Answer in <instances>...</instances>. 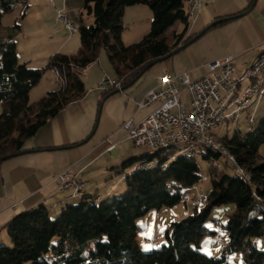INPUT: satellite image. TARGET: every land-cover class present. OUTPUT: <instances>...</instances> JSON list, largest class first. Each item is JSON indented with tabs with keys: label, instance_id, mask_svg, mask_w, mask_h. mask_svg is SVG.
I'll return each instance as SVG.
<instances>
[{
	"label": "trees",
	"instance_id": "trees-1",
	"mask_svg": "<svg viewBox=\"0 0 264 264\" xmlns=\"http://www.w3.org/2000/svg\"><path fill=\"white\" fill-rule=\"evenodd\" d=\"M137 4L151 8V28L141 40L126 44L122 38L125 9ZM19 5L27 9L28 0H0V28L3 15ZM85 7L93 14L94 23L79 26V52L55 53L43 68H31L27 62L18 60L14 39V33L20 30L18 23L3 32L0 40V157L25 150L27 139L36 136L48 121L86 95L80 70L95 62L101 49L106 51L124 87L150 62L169 55L196 35H189L185 0H85ZM178 21L184 23L185 28L181 33L174 31L171 42L169 30ZM259 55L258 58L264 56V49ZM47 69L57 72L63 84L40 100L31 101L30 92ZM115 90L117 88L104 89V97ZM218 141L233 156L230 162L237 172L235 169V175L223 173L220 178H212V187L203 200L204 207L172 222L166 233L167 241L160 248L141 249L137 219L151 210L178 204L187 194L183 193L184 187L195 188L202 179L194 158L196 154L175 157V151H156L122 163L124 170L135 161L138 164L156 161L153 167H135L125 176L127 192L121 197L114 194L99 199L87 194L85 188L80 196L71 190L79 200L61 207V214L56 217H51L45 204L18 213L6 226L12 245L0 244V264L27 261L34 264H230L229 259L236 252H242L246 264H264V249L253 243L254 237L264 235V158L259 153L264 143V116L249 131ZM208 150L205 158L222 154L219 150ZM219 168L222 169L220 165ZM227 203L236 205L226 224L229 240L221 257L207 255L200 250L201 243L207 234L214 232L208 231L206 222L213 207ZM55 236L59 237V242L52 244ZM92 239H98L96 247L87 251V243ZM152 239L146 242L153 245ZM159 245L160 242L153 246Z\"/></svg>",
	"mask_w": 264,
	"mask_h": 264
},
{
	"label": "rangeland",
	"instance_id": "rangeland-1",
	"mask_svg": "<svg viewBox=\"0 0 264 264\" xmlns=\"http://www.w3.org/2000/svg\"><path fill=\"white\" fill-rule=\"evenodd\" d=\"M228 1L233 0H207L203 2V12L220 9L225 6V3ZM206 2L208 3L205 4ZM257 3L258 10H264V0H257ZM58 4L57 0H54V3L51 0H28L27 9H24L23 5H19L14 10L3 15L2 27L0 28V40H2L3 32L6 31L7 28L16 23L20 25V30L14 33V39L18 46V54L21 63L27 62V65L31 68H43L47 64L50 57L55 54H52V52H56L55 50H57L58 46H60L63 42L64 46H66H63L64 49L62 51L59 50L56 53L73 55L79 52L81 48L79 26L81 24H93L94 16L85 7V0H69L68 7L63 9V12L58 11L56 7ZM202 10L203 8H201L200 13ZM59 12H61L63 16H66L70 22L78 28L74 34H72L71 30L66 28L63 22L57 21ZM254 16L255 14L252 11L242 17L232 20L229 24L230 26H227V28L218 27L211 29L185 49L177 52L165 60L155 63L145 72L144 75H142V79L155 77L157 73H160L161 67L165 64L170 65L173 60L176 61V63L183 65L184 59L187 58L188 55L192 57V61H206V66L207 63L214 61L209 59L210 55L225 48L231 50L245 48L235 52L236 60L240 58L242 59L243 57H246L245 60H249L255 56L254 60H252V63H254L252 65H248L249 67L247 68L251 69L260 56H258V54L261 53L260 49L264 48V44L254 45L260 40L258 39L259 37H261V39L264 38V27L261 30L256 29L255 31L254 24L256 22L253 19ZM184 28V23L178 21L174 25L173 29L177 33H181ZM174 31H172L170 35L171 42ZM228 33H233L237 37H231V41H234L232 44H230L231 41L229 42L228 40H224V37H226ZM235 64L237 68L239 67V71L244 72L246 70V68L244 69L241 67V64L238 61L235 62ZM263 70L259 72L257 80L248 78L245 82H243L244 88L249 87L253 81H264ZM80 74L87 89L86 95L82 99L72 103L70 106L68 105L53 121L51 120L52 122H50L48 126H46L47 128H45V134H55L57 139H66L69 137L74 138V136H81L84 134L85 130H87L88 125L91 124L89 133L82 140L84 141L92 133L97 119L98 110L102 107L99 124L90 139L78 146H72L73 148L69 150L71 153H75L76 155L85 149H90L91 152L94 151L96 149L95 146L100 141L101 135L106 127H109L110 123L120 119L124 115V108L120 106L123 101L121 98L120 100H117L118 95L123 91L116 92L107 98L103 95L105 87L101 85L102 81L106 78L118 80L117 73L104 49H101L98 54V58L94 63L80 70ZM56 78V72H53L50 69L45 70L41 81L33 87L30 92L31 101H38L47 95L49 91L57 89L60 85L56 84ZM129 89L130 88H127L125 91ZM1 112L2 105L0 104V114ZM248 113L254 114L253 117L255 118V123L252 127H256L264 116V93L256 101V103L254 102L252 104L250 109L248 108L241 113L238 123H234L230 119L221 122L214 131L217 138L219 140H224L225 138L232 139L237 132L245 133L249 131L252 127L249 124V118L247 116ZM117 136L118 135L115 137ZM82 141H80V143ZM26 145L27 141L24 146ZM102 149L103 148L101 147L100 149L95 150L91 157L96 156L100 151H102ZM150 152L151 150L149 147H138L135 145L133 140L126 139L120 142L117 149L114 150L113 153L106 154L104 159L96 162L95 166L98 168L103 164H109V161H106L109 158H111L110 162L115 159L116 163L109 167V173L105 174L104 172L99 171H89L90 174H88V177L91 178L89 179L90 181L92 180L91 194L94 196L101 193L105 194L110 185L122 182V186L123 188L125 187V189L116 193L114 196H123L127 192L125 176L135 169L138 161L128 165L124 170H122L121 164L133 157H140ZM175 152V157L177 154H181L178 151ZM208 152L209 150L207 148H199L195 153L196 155L194 158L200 167V176L202 178L206 177V180L200 179L196 183L195 188H183V193H187L190 196V200L182 199L174 206H163L160 209L151 210L144 216L137 219V225L139 226L137 238L142 250L150 251L160 248L167 241L166 233L170 229L172 222L179 221L189 214H194L195 211L201 210L204 207L205 203L197 204L195 199L199 196L197 195L198 192L202 194V190L205 196L208 195L212 187V178H220L223 173L235 175V169L231 163L232 161L229 160L227 156L220 154L218 157L211 156L210 158H205L204 155ZM259 153L264 158V143L260 145ZM29 155L30 154L26 153L3 161L4 163L7 161L9 164L14 163L15 159L27 162ZM219 165L222 169L219 168ZM57 175L54 178L56 182ZM89 180L87 179V181ZM95 181H100L101 185L94 187ZM106 186H108V188L104 189ZM103 198H105V196ZM13 207H16V205H13ZM235 209L236 205L234 203H227L212 208L206 222V227L208 231L214 232V234H207L203 238L200 247V250L203 253L213 255L215 257L222 256L224 245L229 240L226 224L230 214H232ZM49 210L51 217H56L61 214V210L55 212L54 207L52 206L49 207ZM154 237L160 242L159 246H153L146 242V239L153 238L152 240H154ZM97 241L98 239L90 240L86 246L87 251L94 250ZM58 242L59 237L55 236L52 239V244H57ZM253 243L259 249H264V235L254 237ZM0 244L7 246L12 245L8 238L7 229L0 231ZM229 260L230 264H246L243 259L242 252L234 253L231 255ZM23 264H34V262L27 261Z\"/></svg>",
	"mask_w": 264,
	"mask_h": 264
},
{
	"label": "crops",
	"instance_id": "crops-1",
	"mask_svg": "<svg viewBox=\"0 0 264 264\" xmlns=\"http://www.w3.org/2000/svg\"><path fill=\"white\" fill-rule=\"evenodd\" d=\"M51 1H53L54 3V0ZM201 1L203 3L207 0H201ZM233 1L226 2L225 6H223L220 9L210 10L207 12L206 11L203 12L204 11V5H203L202 6L203 10L201 11L200 15L197 16L192 26L190 25L189 35L191 34L197 35L200 31H202L203 29H205L206 27L211 25V23H213L218 19H221L223 17H229L246 11L252 5L254 0H233ZM57 2L59 3L58 4L59 6L58 5L56 6L58 11L63 12L64 11L63 9L68 7L69 0H57ZM207 3L208 2H206L205 4ZM257 4L258 3L256 1L254 8L250 11V12L253 11V13L255 14V16L253 17V19L256 22L254 24L255 31L256 29L261 30L264 27V12H263L264 10H258ZM236 18L239 17L222 21V23L219 22L221 23L219 25H216L217 23L212 25L200 37H202L205 33H207L213 28H218V27L227 28V26H230L229 25L230 22L232 20H235ZM152 20H153V12L149 6L145 4L127 6L124 13L125 28L122 34L123 41L126 44H131L141 40L149 32L151 28ZM173 28L174 26L170 28L169 30L170 33L174 31ZM231 37L237 38L235 34L228 33L227 36L224 37V40H228L230 42ZM258 39L260 40L254 44L255 46L264 44V38L261 39V37H259ZM232 42L234 41H231L230 44H232ZM63 46H64V42L60 46H58L57 50L55 51L56 52H58L59 50L62 51L66 45L64 47ZM242 49L245 48H240L235 50L225 48L210 55L209 59L217 60L228 55H234L235 62L238 61L241 64L242 68L247 69L249 67L248 65H252L254 63V62L252 63V60H254L255 56L249 60H245L246 57L236 60L235 52L240 51ZM263 49L264 48H261L260 50L262 51ZM56 52H52V54ZM17 54H18V46H17ZM191 58L192 57L188 55V57L184 59L183 65L176 63V61L173 60V62L170 65L165 64L163 67H161L160 73L159 74L157 73L155 77L149 79L148 78L142 79L143 76H141L134 83L131 82L124 86L126 87L125 89L127 88L130 89L127 91H125L124 89L123 92L119 94L117 97V100H120L121 98V100L123 101L122 105L120 106L124 108V113H123L124 115L120 119L110 123L109 127H106V129L101 135L100 141L95 146L96 147L95 150L100 149L101 147L103 149L96 156L91 157V155L95 152V150L91 152L90 149H85L84 151H81L78 155H76L75 153H71V151H69L71 148L74 147L73 145L78 146L80 141H82L84 137L89 133L91 129V124L88 125L87 130H85L84 134L78 137L74 136V138L69 137L66 139L65 138L57 139L55 134L54 135H50L49 133L45 134L46 132L45 128H47L46 126H48V124L57 117L56 116L55 118L52 119V121L51 120L48 121V123L42 128V130L36 136L27 139L26 140L27 145L24 146L25 149L27 148L31 150L33 149H44V150L27 152L28 154H30L27 159V162H23L20 159L18 160L15 159V162L13 161L14 163L11 164L7 163V161H5V163L4 161H2L0 166L1 169L0 231L5 230L8 222L21 211H25L27 209L36 207L40 204H45L48 207L50 206L54 207V211L57 212L61 209V207H63L67 203H72V202L74 203L77 201V199L79 200L80 197L73 196L71 190L61 191L58 188V183L55 181L54 178L58 173L64 170H69L75 173L77 177L84 179L87 183L85 187V192L87 194H91L92 180L91 181L89 180L91 179L88 177L89 176L88 174H90L89 171L90 172L99 171L107 174L109 173L108 172L109 167H111V165L113 166L116 163L115 159L111 160L112 162H110L111 158H109L108 160H106L107 162L109 161L108 162L109 164L106 165L103 164L98 168L97 166H95L96 162H98L101 159H104L105 155L108 154V152H105V149L110 144V142L116 140L119 137L120 133L122 132L121 127L123 122L129 119H133L134 121H139L144 116H146L153 107V106H148V107L140 108L137 104V100L141 99L145 95L148 89L157 87L160 84L161 78L165 72L178 73V72L188 71L192 78H197L206 72L207 70L205 66L206 61L201 62V60H199L195 62L192 61ZM18 60L20 61L19 54H18ZM263 75H264V70H263ZM182 99L187 105H189L190 95L188 92L186 91L183 92ZM248 115L254 116V114L251 113H248ZM254 123H255V119H254ZM116 135L118 136L115 137ZM124 140L126 139L123 138L119 140L114 150H116L118 144ZM58 147H65V148H58ZM87 179L89 181H87ZM99 185H101L100 181H95L94 187H98ZM106 188H108V186L104 187V189ZM124 189L125 187L123 188L122 182L115 183L109 186L105 194L101 193L97 196L99 199H102L104 196L105 197L112 196L116 193H119L120 191H123ZM13 205H16V207H13Z\"/></svg>",
	"mask_w": 264,
	"mask_h": 264
},
{
	"label": "built area",
	"instance_id": "built-area-1",
	"mask_svg": "<svg viewBox=\"0 0 264 264\" xmlns=\"http://www.w3.org/2000/svg\"><path fill=\"white\" fill-rule=\"evenodd\" d=\"M189 2L194 11L195 22L203 3L201 0H189ZM57 21L63 22L72 34L78 29L61 12L58 14ZM260 62L264 60H259L257 68H260ZM206 68V72L197 78H192L188 71L165 72L160 84L148 89L145 95L137 100L140 108L153 106L150 112L139 121L133 119L124 121L120 136L110 142L105 152L112 153L118 141L123 138L133 140L138 147H151L161 142L195 137H203L216 144L214 138L211 137V128L213 124H220V118H224V114H221V107L224 103H238L245 100L242 98L244 88L242 76L247 75V69L244 72L238 71L234 55L209 62ZM56 84H63L59 75ZM101 85L105 87L104 89H122V85L114 83L109 78L104 79ZM230 86H237V99L234 102H225V95L228 94ZM184 91L190 95L189 105L182 99ZM256 91L257 86L250 90V94ZM254 119L252 117L250 123ZM144 165H151V163L136 165V168ZM235 169L237 172V168ZM56 180L61 191L62 188H72L74 195L84 191L86 185L84 179L77 177L69 170L58 174ZM202 180H206V177ZM195 200L196 203H203V200H206L203 190L202 195Z\"/></svg>",
	"mask_w": 264,
	"mask_h": 264
},
{
	"label": "bare ground",
	"instance_id": "bare-ground-1",
	"mask_svg": "<svg viewBox=\"0 0 264 264\" xmlns=\"http://www.w3.org/2000/svg\"><path fill=\"white\" fill-rule=\"evenodd\" d=\"M186 1V5L188 8V17L190 20V25L192 26V24L194 23V11L191 7V3L189 2V0H185ZM259 60H264V56H262L261 58H258L255 65H253V67L251 69H247V75L246 76H242V83L245 82L248 78L252 79V80H257L259 72L262 71L264 69V62H260V68H257L259 65ZM256 70V75H255V69ZM57 74V78L56 81L58 82V73ZM60 78V76H59ZM61 81V80H60ZM111 81H114V83H119L121 85V81L113 79ZM260 81V80H259ZM255 86H257V91L253 92L252 94H250V90L253 89ZM264 93V81L261 82H257V81H253L251 83V85H249V87L244 88L242 90V98H245V100L243 102H238V103H224L221 107V114H224V118H220V123L230 119L231 121H233L234 123H238L239 122V117L241 116V113L250 108L252 106V104L262 96V94ZM237 99V86H230V90L228 92L227 95H225V102H234ZM235 107V108H234ZM233 108V109H232ZM238 113V115L236 116V113ZM253 116H249V124L252 126L254 120L250 123V119ZM219 124H213V127L211 128V137L214 138V140L216 141L215 143H212L209 140L204 139L203 137H195L192 139H181V140H176V141H171V142H161L160 144H157L155 146H151L149 147L151 152H156V151H178L181 154H185V155H194L196 153V151L199 148H208L211 150H219L222 155L227 156L230 160H234L233 156L229 154V152L223 148L222 144L220 143V141H218V138L216 137V135L214 134L215 129L218 127ZM148 163H151V165H144L142 167H139L140 169H147L150 167H153L156 164V161H149ZM142 164H146V163H140L138 165H142ZM72 188H62V191H67V190H71ZM84 193V191H82L81 193L77 194V195H82ZM197 199L198 197H200V193L198 192ZM185 199L186 200H190V196L188 194H185ZM151 243L153 245H158L159 241L158 240H151Z\"/></svg>",
	"mask_w": 264,
	"mask_h": 264
},
{
	"label": "water",
	"instance_id": "water-1",
	"mask_svg": "<svg viewBox=\"0 0 264 264\" xmlns=\"http://www.w3.org/2000/svg\"><path fill=\"white\" fill-rule=\"evenodd\" d=\"M256 1L257 0H254L253 1V3H252V5L246 10V11H244V12H242V13H239V14H236V15H232V16H229V17H223V18H221V19H218V20H216V21H214L213 23H211V25H209L208 27H206L205 29H203L202 31H200L197 35H195L192 39H190L189 41H187L186 43H184V44H181V45H179L175 50H173L169 55H167V56H164V57H162V58H160V59H157V60H154V61H152V62H150L136 77H135V79L132 81V83H134L139 77H141L144 73H145V71L146 70H148L151 66H153L156 62H159L160 60H164V59H167L168 57H170V56H173L174 54H176L177 52H179V51H181V50H183L184 48H186L187 46H189L190 44H192L194 41H196L209 27H211L212 25H214V24H216V23H219V22H222V21H226V20H228V19H232V18H235V17H240V16H243V15H245V14H247V13H249L253 8H254V5H255V3H256ZM126 87H122V89H117V90H115V91H113L111 94H114V93H116V92H119V91H123L124 89H125ZM111 94H109V95H111ZM108 95V96H109ZM108 96H106V97H108ZM105 97V98H106ZM101 108L102 107H100L99 108V110H98V113H97V119H96V121H95V125H94V128H93V131H92V133L89 135V137H87L84 141H82L81 143H79V144H82V143H84V142H86V141H88L89 139H90V137L93 135V133L96 131V129H97V126H98V124H99V119H100V114H101ZM73 146H77V145H73ZM58 148H65V147H58ZM38 150H44V149H33V150H22V151H18V152H15V153H11V154H8V155H5V156H2V157H0V161H3V160H6V159H8V158H11V157H15V156H18V155H21V154H23V153H27V152H31V151H38Z\"/></svg>",
	"mask_w": 264,
	"mask_h": 264
}]
</instances>
